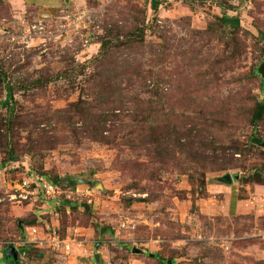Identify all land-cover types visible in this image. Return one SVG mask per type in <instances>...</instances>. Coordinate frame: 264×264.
I'll return each instance as SVG.
<instances>
[{
	"label": "rangeland",
	"instance_id": "rangeland-1",
	"mask_svg": "<svg viewBox=\"0 0 264 264\" xmlns=\"http://www.w3.org/2000/svg\"><path fill=\"white\" fill-rule=\"evenodd\" d=\"M152 1L0 0V104L11 84L16 114L13 133L0 126V260L24 246L17 223L29 221L39 238L19 264H97L98 254L99 264H162L156 255L166 264H264V198L248 213L249 187H264V122L257 130L251 122L264 102V0H158L157 11ZM225 16L240 27L224 25ZM104 38L121 46L115 63L143 67L147 84L128 89L124 81L126 100L208 131L212 149L180 152L149 180L136 168H153L133 149L136 139L107 145L45 124L98 101ZM102 79L113 85L116 74ZM0 115L8 118V108ZM30 173L65 180L61 201L11 202L12 184ZM228 174L247 202L241 215L229 212L224 195L203 196Z\"/></svg>",
	"mask_w": 264,
	"mask_h": 264
},
{
	"label": "trees",
	"instance_id": "trees-1",
	"mask_svg": "<svg viewBox=\"0 0 264 264\" xmlns=\"http://www.w3.org/2000/svg\"><path fill=\"white\" fill-rule=\"evenodd\" d=\"M160 5V1H152V7L155 11L160 8ZM221 22L224 25L235 28L241 25L238 19L228 16H225ZM109 37H113V34L110 33ZM120 37L118 35V41H120ZM100 44L102 46L101 57L97 60L98 65L100 64V70L95 76L97 78L95 79L97 87L94 86V92H100L98 101L90 104H74L69 110L57 113L58 116L47 117L44 120L45 124L59 125L63 123L65 126H62V129L70 131L74 137L82 135L85 139H89L92 142L107 145H131L132 141L136 139L133 145L137 146H134L133 149L144 152L145 157L150 161L149 164L153 165V168L150 169L148 164H136V168L141 173H148L146 177L149 180L152 179L153 175L158 174L170 165L167 161L175 162L177 159L175 156L180 152L187 153V155H190L192 152L204 154L209 148L207 146L208 140H211L213 137L211 133L197 127L193 128L192 126L188 128V126H183L179 119H177V114H171L165 110L162 111L156 107L148 106L143 100H136V102H129V98L126 100L125 95L128 94V91L130 92L128 89H130L131 85L136 83L147 84L145 80L143 81L144 78L141 75L143 67L115 63L118 50L121 46L114 45L112 40L105 38L101 39ZM138 45L139 42L136 41L130 44L129 48H134V46ZM105 72L116 74V80L113 85L102 79ZM124 81L128 82V89L123 87ZM45 83H48L47 79L38 80L37 82V84ZM6 88L8 97L3 104H0V108L7 107L9 115L5 119L0 115V126L2 128L4 126V130L8 133H13L16 128L14 126L16 114L13 107L15 97L11 84H8ZM129 103H134L130 109L128 107ZM127 117H129L128 120ZM251 122L256 130L264 122V102L257 105ZM78 124H81V129L77 127ZM164 124L173 126H164ZM41 125L43 124L38 123L36 126L41 127ZM2 128L0 131H2ZM6 139L8 140V138ZM183 140L186 142H183ZM8 147H10L9 142ZM226 169L224 166L222 171ZM39 176L46 177L54 185L61 188L64 187L65 180L60 179L58 176L54 178L45 174H39ZM259 181L262 185L264 182L263 177L259 176ZM191 182L195 185V181L192 180ZM76 183L77 181L74 180L70 182V185L74 188ZM203 187H206L205 182H203ZM203 196L208 198V192L204 190ZM69 205L70 202L65 201L64 205L59 208L61 214L64 216L67 214L66 209L70 207ZM29 227H36V222L22 221L17 223V229L23 236L26 233L25 229ZM30 248L29 244H24L19 250L20 255L28 253ZM154 257L162 264L168 262V260L161 259L157 255ZM6 261L10 262L7 258Z\"/></svg>",
	"mask_w": 264,
	"mask_h": 264
},
{
	"label": "built area",
	"instance_id": "built-area-1",
	"mask_svg": "<svg viewBox=\"0 0 264 264\" xmlns=\"http://www.w3.org/2000/svg\"><path fill=\"white\" fill-rule=\"evenodd\" d=\"M13 189L15 194L10 197L11 202L24 203L29 202L32 197L39 196L43 203L47 204L49 200L61 201L65 191L63 188L54 185L46 177L30 173L27 178L14 182ZM70 199V197L68 198ZM27 240L23 244L37 243L39 238L38 227H29L26 229Z\"/></svg>",
	"mask_w": 264,
	"mask_h": 264
},
{
	"label": "crops",
	"instance_id": "crops-1",
	"mask_svg": "<svg viewBox=\"0 0 264 264\" xmlns=\"http://www.w3.org/2000/svg\"><path fill=\"white\" fill-rule=\"evenodd\" d=\"M237 183H239V181H238V177L236 176V177H233V184H223L221 182H218L217 184H211V185H208V187H207V192H208L209 198H211V200H212V196L214 194L224 195V198H225L224 204L228 205L229 212H231L234 216L241 215V214L245 213L246 212L245 209L247 206L246 200L240 199L239 191L237 189H235V188H237V186H235V185H237ZM249 189H250L249 197L253 196V199L251 202L253 207H252V210H250L248 213H252V212L257 210L256 205H258L257 204L258 199H259V201H261L264 198V196H263L264 195V187H260V188L256 187L255 188V186H254L251 188L249 187ZM254 195H255V197H254ZM201 205H202V202H201ZM41 214L42 213L40 212L39 215H41ZM98 244L95 245L96 250H98L96 248V246ZM1 261L5 262V263L8 262V261H6V255L3 256V258L0 260V262ZM11 263H12V260H11Z\"/></svg>",
	"mask_w": 264,
	"mask_h": 264
},
{
	"label": "water",
	"instance_id": "water-1",
	"mask_svg": "<svg viewBox=\"0 0 264 264\" xmlns=\"http://www.w3.org/2000/svg\"><path fill=\"white\" fill-rule=\"evenodd\" d=\"M217 181L221 182L223 184H233V177L228 174L222 178H218ZM86 208H89V207L87 206ZM100 246H101V244L99 243L96 246V248L99 249ZM135 252H137V251H135ZM137 253H140V252H137ZM6 258L9 260H12V264H19L20 253L18 252V250L14 246H11L6 252ZM95 260H96L97 264H99L101 262V256L96 255Z\"/></svg>",
	"mask_w": 264,
	"mask_h": 264
},
{
	"label": "flooded vegetation",
	"instance_id": "flooded-vegetation-1",
	"mask_svg": "<svg viewBox=\"0 0 264 264\" xmlns=\"http://www.w3.org/2000/svg\"><path fill=\"white\" fill-rule=\"evenodd\" d=\"M10 262H11V260H10Z\"/></svg>",
	"mask_w": 264,
	"mask_h": 264
}]
</instances>
